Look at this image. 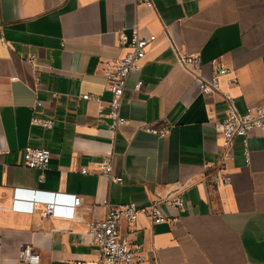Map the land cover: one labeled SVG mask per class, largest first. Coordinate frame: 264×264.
Listing matches in <instances>:
<instances>
[{
    "label": "crops",
    "instance_id": "crops-1",
    "mask_svg": "<svg viewBox=\"0 0 264 264\" xmlns=\"http://www.w3.org/2000/svg\"><path fill=\"white\" fill-rule=\"evenodd\" d=\"M136 24L142 37L157 38L128 79L121 109L128 123L113 135L104 62L127 52L118 32ZM170 39L201 56L205 76L216 63L231 70L219 93H201ZM227 95L241 112L264 105V0H156L141 16L134 0H0V147L10 150L0 155V264H24L27 245L41 264L94 263L90 222L103 219L108 204L155 200L170 221L142 214L132 231L121 225L143 248L142 264H264V136L237 137L224 161L217 122ZM33 117L55 125H32ZM163 121L173 125L165 138L144 130ZM27 145L51 151L43 180L24 164ZM111 154L122 182L101 175ZM218 173L231 183L216 185ZM16 188L82 202L72 217H46L43 204L32 213L13 209ZM176 193L183 209L164 201Z\"/></svg>",
    "mask_w": 264,
    "mask_h": 264
},
{
    "label": "built area",
    "instance_id": "built-area-1",
    "mask_svg": "<svg viewBox=\"0 0 264 264\" xmlns=\"http://www.w3.org/2000/svg\"><path fill=\"white\" fill-rule=\"evenodd\" d=\"M139 10L140 16L155 9L156 0H134ZM156 35L142 37L139 33L138 25L132 29L118 32V45L127 50V52L117 59L104 62V75L106 90L111 92L112 98L109 102V111L106 114L111 118L109 130L116 135L121 127L128 123V119L122 116V103L127 89V83L130 75L139 70L142 60L146 57L148 49L156 40ZM171 47L176 52L177 61L188 73L197 81L201 93L205 95L219 93L221 90V80L230 73V69L221 63H216L214 72L210 77L203 74L201 56L185 52L170 39ZM29 62L33 63L35 58L29 57ZM232 84L238 83V80L232 79ZM143 82L137 84L140 90ZM82 98L87 100L101 101L98 95L86 93ZM227 115L222 121L217 122L219 133L223 137L224 161L232 158L233 144L237 137H243L245 142L249 135L258 131L264 136V105L249 106L245 112H241L235 99L231 96L226 97ZM39 104V103H37ZM32 125L41 126L46 129H52L55 125L54 118H35L31 120ZM173 125L169 121L162 123H148L144 125V130L148 133L167 137ZM247 161L249 162V151L245 150ZM10 150L0 147V155L9 154ZM113 154L107 156L99 164L101 175L109 180L122 182L121 176L114 175ZM24 164L28 168L41 171L40 179L45 177V171L51 163V151L47 147H35L27 145L23 153ZM224 164V162H223ZM81 172L88 173L87 167H82ZM216 185L231 183L229 175L217 174L215 177ZM168 205L183 209L185 202L180 193H176L164 200ZM82 197L68 193H52L46 191H35L29 189L16 188L13 198V209L27 211L32 213L41 204L44 205L42 213L46 217H55L59 215L73 216V210L80 206ZM161 200L153 201L149 206L139 207L135 202L124 204H108L106 215L101 220L90 222L88 235L91 244L97 248V260L94 263L79 261L77 264H142L145 260L143 248L135 245L128 234L122 232L123 222L128 223L130 231L140 215H145L152 220L154 224L170 221L161 209L159 204ZM60 208H65L60 212ZM20 261L24 264H41V255L35 251L31 245H27L20 252Z\"/></svg>",
    "mask_w": 264,
    "mask_h": 264
}]
</instances>
